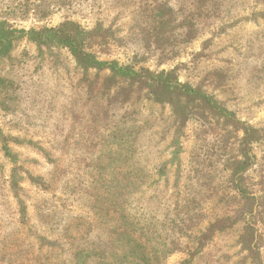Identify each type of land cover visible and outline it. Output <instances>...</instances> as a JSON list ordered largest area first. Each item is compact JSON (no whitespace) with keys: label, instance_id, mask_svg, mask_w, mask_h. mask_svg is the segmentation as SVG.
I'll return each mask as SVG.
<instances>
[{"label":"rangeland","instance_id":"1","mask_svg":"<svg viewBox=\"0 0 264 264\" xmlns=\"http://www.w3.org/2000/svg\"><path fill=\"white\" fill-rule=\"evenodd\" d=\"M67 21L97 30L99 60L171 72L264 130V0H0L16 30ZM107 75L19 33L0 60V264L107 263L123 232L157 264H264V139L247 148L261 209L251 254L225 170L241 133L196 115L180 126L144 87L106 89ZM226 217L236 223L197 243Z\"/></svg>","mask_w":264,"mask_h":264},{"label":"trees","instance_id":"2","mask_svg":"<svg viewBox=\"0 0 264 264\" xmlns=\"http://www.w3.org/2000/svg\"><path fill=\"white\" fill-rule=\"evenodd\" d=\"M16 33H19L20 36H26L38 48L66 49L73 57L76 65L84 72L90 70L96 71L97 74L108 72L107 77L103 78V84L106 89H109L110 84H114L116 79L127 80L129 83L144 87L157 102L170 106L180 126L191 116L196 115L202 128L214 126L213 120L216 119L217 123L219 121L222 123L224 131L228 132V129H231L234 133H241V137L236 140L237 146L233 152L234 154L229 157L230 164H227L225 170L228 169L231 172V185L237 191L243 203L239 216H237L249 217L244 232L240 237V242L251 254L256 253L252 251L254 246L250 245L253 242L255 233L251 220L261 214V209L255 204L256 198L250 193L247 182H245V174L251 164V157L248 155L247 148L252 143L264 139L263 129L260 131L254 130L252 127L237 121L231 112L218 106L206 94L178 82V79L171 72L152 73L145 69L135 71L127 66H120L115 61L106 62L99 60L93 50L95 45H98L97 38L101 37L97 35V30L86 31L80 28L79 25L67 21L53 28L24 31L16 30L6 23L0 22V60L9 53ZM89 86H92V90L97 87V85L93 84ZM212 129L214 131V128H207V130ZM235 217L217 219L209 225L206 233L197 238V243L202 245L212 233L220 232L226 227L235 224L237 220ZM121 235L122 238L127 237L124 241L125 244L121 245L123 247L121 249L125 250L117 253V248L115 249L114 247L116 251L109 255V262L101 264H154L155 262L157 264V255L153 254L154 258L151 257L150 249L146 244L132 238L128 232H123ZM124 246L127 248H124ZM168 253H170V250L167 251Z\"/></svg>","mask_w":264,"mask_h":264}]
</instances>
